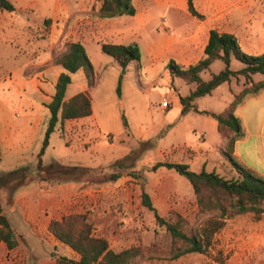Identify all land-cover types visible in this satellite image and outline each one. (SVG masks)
Masks as SVG:
<instances>
[{
  "label": "rangeland",
  "instance_id": "1",
  "mask_svg": "<svg viewBox=\"0 0 264 264\" xmlns=\"http://www.w3.org/2000/svg\"><path fill=\"white\" fill-rule=\"evenodd\" d=\"M28 1L33 2L31 8L12 13L7 18L11 25L5 34L7 45H11L7 48L9 58L14 57L13 50L24 42L28 44L50 37L55 27L53 35L58 44L55 58L67 42L81 41L85 44V39H88L86 50L96 67L92 88H88V79L83 71H79L75 78L76 87L85 80V91L91 95L92 115L83 121L68 122V131H63V138L58 132L52 134L50 145L42 156L45 165L57 161L63 165L85 166V171L50 174L55 180L38 184L33 179L37 174L38 153L30 146L20 162L17 160L18 166H12L13 161L8 157L0 162V174L29 166L26 179L20 177L16 182H25L23 186L31 184L29 195L37 199L58 198L57 202L47 200L44 210H34L38 217L43 213H55L57 218L70 213L85 214L93 226L94 235L107 239L113 250L138 248L142 254L138 264H264V217L258 219L253 213H245L228 219L213 236L207 252L171 259L167 254L171 248L169 234L157 224L154 213L141 201V191L145 189L160 215L167 216L175 210L188 220L192 230L207 216L199 212L192 185L184 176L173 169H154V166L158 162L176 163L189 147V142L200 144L206 111H221L226 101L231 99L228 86L232 93L237 94L244 88V81L241 78L237 83L233 79L229 85H220L211 95L197 98L193 104L206 113H192L189 119H185L181 109L171 107L168 90L173 88L172 94L176 96L180 93L187 95L194 85L179 78L170 81L167 64L172 57L169 56L168 44L170 38L195 36L200 27H209L218 20L225 27L228 12L234 9L237 16L243 13L240 8L236 10L241 5L234 4L239 0H194L202 18L189 12L187 0H132L141 14L150 15V20L139 31L140 61H131L126 67H121L103 53L96 43H90L110 42L109 37L105 35L104 40L103 36L85 35V0H59L55 20L51 16L56 0H23ZM259 1V7L250 5L248 15L264 25V0ZM93 2L92 14L98 15L95 7L99 6V0ZM21 5L20 2L16 4L18 7ZM45 20H50V23H45ZM9 62L13 63V60ZM242 66L240 61L234 60L231 68ZM223 68L224 64L216 61L210 71L218 73ZM25 72L31 76L33 69L27 67ZM203 78L209 79L210 72L203 74ZM119 85L120 94L117 91ZM164 100H169L167 108ZM218 138L217 133L214 137L208 131L206 145L211 146ZM188 165L193 171L200 170V164ZM213 171L227 179L238 176L229 161L223 164L215 162ZM113 174L120 177L112 181L110 176ZM11 195L9 187L0 190V202L10 211L5 212L7 216L16 219L17 229L26 234L17 248H0V264H56L59 256L73 259L78 256L71 248L61 242L55 243L53 237L45 233V223L40 217L36 224L39 235L29 234L30 226L22 222L18 211H13L6 204ZM41 210L42 214H39Z\"/></svg>",
  "mask_w": 264,
  "mask_h": 264
},
{
  "label": "trees",
  "instance_id": "2",
  "mask_svg": "<svg viewBox=\"0 0 264 264\" xmlns=\"http://www.w3.org/2000/svg\"><path fill=\"white\" fill-rule=\"evenodd\" d=\"M187 5L193 16L202 18L194 6V0H187ZM0 10L12 12L16 10V7L11 0H0ZM136 12L132 0H99L97 11L100 18L133 16ZM45 23H50V20H45ZM101 51L112 57L121 67L141 59V49L136 43L101 42ZM234 60L240 61L243 66L233 70L231 66ZM216 61H221L224 68L218 73H213L210 68ZM53 62L61 65L64 72L60 74L52 100L47 104L50 118L42 147L37 155V180L40 182L55 180L50 177V174H72L87 169L79 165L59 164L57 161L48 165L43 163L42 156L59 123L64 128L68 120L92 115V100L88 90L69 99L66 98L72 75L79 71H83L86 75L88 88L94 85L92 77L95 70L84 44L81 41L67 42L64 50ZM167 70L172 77L194 85L186 96L178 95L182 114L190 111L199 112L193 102L199 97L211 95L220 85L230 83L233 79L237 83L241 78L244 81V88L237 94L233 93L232 101L222 112L211 113L218 122V131L225 141L224 148L221 150L222 155L237 172L236 178L227 179L215 171L205 169L196 172L184 163L158 162L154 166V169L158 167L173 169L190 182L199 212L207 215L204 222L192 230L188 220L175 210L170 211L167 216H162L150 194L145 189L141 191L143 206L154 213L157 224L164 227L170 236L171 248L167 254L171 259H177L190 253L207 252L213 236L224 227L228 219L245 213H253L258 219L264 217V179L240 165L233 155L236 141L244 135L241 120L235 113L236 109L246 96L255 95L264 90V53L259 55L245 53L233 34L211 29L203 58L189 66L177 64L171 59L167 64ZM207 72H210V78L204 79L203 74ZM117 91L120 94V85ZM28 171L29 166H23L0 174V189L9 187L12 193L25 183L16 182L20 177L26 179ZM119 177L118 174H113L110 180H117ZM69 180L74 179L69 178ZM48 230L59 242L78 255V259L59 256L56 258V264H138V259L142 256L136 247L122 251L113 250L107 239L94 235L92 224L82 213H70L63 215L60 219H52ZM22 239V235L12 225L0 202V240L5 243L8 250H13L21 244Z\"/></svg>",
  "mask_w": 264,
  "mask_h": 264
},
{
  "label": "crops",
  "instance_id": "3",
  "mask_svg": "<svg viewBox=\"0 0 264 264\" xmlns=\"http://www.w3.org/2000/svg\"><path fill=\"white\" fill-rule=\"evenodd\" d=\"M11 1L15 5L16 10L12 12L0 10V162H3L4 159L8 157L13 161L12 166H18L19 163H17V160L20 162L25 156L26 151H28V146L33 148V150H37V153H39L42 147L45 131L50 118L47 104L52 100L57 80L60 74L64 72V69L61 65L53 62L57 50L55 47L58 45L57 39H55L53 35L55 27L52 29L51 35L47 39H36L34 42L28 44L24 42L22 45H19L20 47L13 50L14 57L9 58L7 56V53H9V49L7 48L11 46L9 43L7 45V36H5L11 28L7 20L8 16L20 10L31 8L33 5V2L30 1ZM93 1L94 0H85V20L87 23V26H85V35H92L96 38L103 36L104 40L106 35L109 37V41L113 43L140 44L139 40L141 35L139 31L147 25L150 20V15L146 16L141 14L140 9L133 3L137 10L136 14L133 16L122 15L113 18H100L98 15L92 14V12H94ZM19 2L22 3V7L16 6ZM234 4L241 5L236 8V10L238 11L240 8L243 13L237 16L238 13H235L236 11H234V9L228 12L225 16V27H222L218 20L209 27H200L201 29L196 32L195 36L184 38L173 36L174 38H170L168 51L170 52L169 56L172 57V60L185 66L197 63L204 56V49L208 43L210 30L219 29L220 31L221 28H223L221 32H227L237 37L245 53L251 55L264 53V25L252 19L254 17L251 18V16L248 15L250 5L259 7L260 1L239 0ZM58 6L59 0H56L54 11L51 16L54 20L59 11ZM95 11H98V6L95 7ZM261 29L263 31H260ZM19 30L20 29L17 28V31ZM86 40L88 39H85V44L83 43L85 48L86 44H88ZM90 43H96L101 48V43L93 41ZM9 59H12L13 63H10ZM93 66L94 70H96L94 64ZM27 67L33 69L31 76L27 75L25 72L27 71ZM238 69L240 68H234L233 70ZM77 73L72 75V82L68 86L66 93L67 99L85 91V80L81 82V85L78 87L75 86ZM169 76L170 81L177 80V78H173L171 74ZM229 84L230 83H228V85ZM218 89L219 87L213 92ZM228 90L230 91L231 99L230 101H226L221 111H206L208 113L205 114L207 117L204 124L205 126L200 130L202 133V138L199 139L200 144L192 145V142H189V147L184 150L182 157H178L176 163L200 164L199 171L202 169L213 171L215 162H219L220 164L227 162L220 151L224 148L225 141L218 131V122L211 116V113L222 112L232 101L233 93L231 92L230 86H228ZM172 92H174V89L169 88L168 94L170 96V102L172 101L171 107L173 106L181 109L182 105L179 97L175 94L173 95ZM198 111L204 112L205 110L198 109ZM192 113L200 114L195 111H190L184 114L185 119H189ZM235 113L241 120L244 135L235 143L233 152L234 158L240 165L264 179V90L255 95L246 96L237 107ZM80 120L83 121L84 118L68 120L64 128H62L59 123L54 133L58 132L59 136L63 138V131H68V126L66 127V124L68 122L71 123ZM81 125L84 126L85 124ZM43 130L44 133L42 135ZM208 131L213 133L214 137H216L217 133L219 137L211 146L206 145ZM34 176H36V179L35 177L33 179L36 180L38 184L43 182L37 180V174ZM31 180L32 179H30L29 182ZM60 188L61 187H59V189ZM31 189V184L26 186L20 185L12 192V195L8 197L6 204L12 207L13 211H18L20 213L19 215L23 218L22 222L30 226L31 233L29 234L33 236L39 235L40 232L37 230L36 224L40 217L42 222L45 223V233L53 237L52 239L55 243H58L59 241L49 232L48 226L52 219H60L61 217L57 218L55 213H48L49 215L43 213V216L40 215L38 217L37 213L34 212V210L39 211L42 208L44 210L47 200L57 202L58 198L54 197L47 199L43 197L37 199L29 195L30 192H32ZM43 210H41L39 214H42L41 212ZM5 212L10 211L5 209ZM9 219L17 232L24 238L26 233L17 229L15 223L17 222L16 219H13V217H9ZM0 248L7 249L5 243L1 240ZM77 258L78 256L75 259Z\"/></svg>",
  "mask_w": 264,
  "mask_h": 264
},
{
  "label": "built area",
  "instance_id": "4",
  "mask_svg": "<svg viewBox=\"0 0 264 264\" xmlns=\"http://www.w3.org/2000/svg\"><path fill=\"white\" fill-rule=\"evenodd\" d=\"M166 102V108L169 106V100H164Z\"/></svg>",
  "mask_w": 264,
  "mask_h": 264
}]
</instances>
